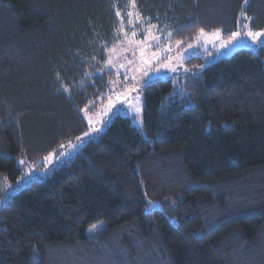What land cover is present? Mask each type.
Here are the masks:
<instances>
[{
  "label": "trees",
  "instance_id": "1",
  "mask_svg": "<svg viewBox=\"0 0 264 264\" xmlns=\"http://www.w3.org/2000/svg\"><path fill=\"white\" fill-rule=\"evenodd\" d=\"M132 10L172 43L230 37L244 17L264 30V0H0V199L18 157L87 132L83 109L118 79L104 64ZM174 78L142 88L144 135L118 116L13 194L0 264H264V44L208 66L194 55Z\"/></svg>",
  "mask_w": 264,
  "mask_h": 264
},
{
  "label": "rangeland",
  "instance_id": "2",
  "mask_svg": "<svg viewBox=\"0 0 264 264\" xmlns=\"http://www.w3.org/2000/svg\"><path fill=\"white\" fill-rule=\"evenodd\" d=\"M130 13L128 19H121L119 40L107 50V60L104 64V68L115 72L118 79L111 85L105 99L101 98L97 104L90 103L83 109L88 124L87 135L83 134L64 143L51 153L55 155L49 154L36 162H30L25 156L18 157L17 163L22 175L16 183L2 176L3 197L0 199V210L16 191L31 181L45 179L60 164L71 160L76 151L103 133L116 117L130 118L132 125L144 135V99L141 90L145 80L151 82L177 77L183 71L185 61L194 55L203 56L205 65L208 66L229 57L241 48L259 53L264 44V35L257 37L255 41L247 35L248 29L243 27L244 25H247L252 32H264V30L253 29L250 19L246 17L242 19L240 29L236 31L240 32L241 36L235 39L226 37L222 30L203 31L204 34L201 35L200 32L192 43L179 42L178 46V42H169L164 33L157 31L155 25L148 24L138 13L133 10ZM213 33L219 38H215ZM165 65L175 67L176 70L172 71L171 67ZM174 85L175 94L181 96L189 94L188 89L178 78H174ZM104 228V221L97 222L89 228L88 237L97 238ZM68 258L74 262L72 257L68 256ZM102 262L97 264H104Z\"/></svg>",
  "mask_w": 264,
  "mask_h": 264
},
{
  "label": "snow or ice",
  "instance_id": "3",
  "mask_svg": "<svg viewBox=\"0 0 264 264\" xmlns=\"http://www.w3.org/2000/svg\"><path fill=\"white\" fill-rule=\"evenodd\" d=\"M117 15L119 16L120 13L117 12ZM129 15H131V13H129ZM243 27H245V28L248 29V30H247V35H248L253 41H255L257 37H260V36L264 35V32H252L251 29L248 28L247 25H244ZM203 34H204V33H203V30H201V35H203ZM169 35H171V34H169ZM213 36H214L215 38H219L218 35H217L216 33H213ZM239 36H241V33H240V32H233V33L230 34V38H231V39H235V38H237V37H239ZM178 46H179V42H178ZM166 51H170V50H166ZM165 67H171V66H170V65H165ZM171 70H172V71H175L176 69H175V67H171ZM149 86H150L149 81H148V80H145V81H144V84H143V87H144V88H147V87H149ZM133 90H135V89H133ZM118 99H120V97H118ZM136 111L139 112L140 109H136ZM85 135H87V133H85ZM62 147H63V146H62ZM52 155H55V154H50V156H52ZM46 159H48V158H46ZM21 163H23V161H21Z\"/></svg>",
  "mask_w": 264,
  "mask_h": 264
}]
</instances>
